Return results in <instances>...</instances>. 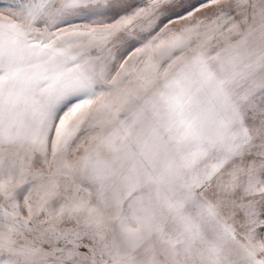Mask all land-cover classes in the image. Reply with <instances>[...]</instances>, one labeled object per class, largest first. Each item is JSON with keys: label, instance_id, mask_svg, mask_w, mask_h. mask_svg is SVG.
Here are the masks:
<instances>
[{"label": "snow or ice", "instance_id": "6c2138e0", "mask_svg": "<svg viewBox=\"0 0 264 264\" xmlns=\"http://www.w3.org/2000/svg\"><path fill=\"white\" fill-rule=\"evenodd\" d=\"M0 264H264V0H0Z\"/></svg>", "mask_w": 264, "mask_h": 264}]
</instances>
